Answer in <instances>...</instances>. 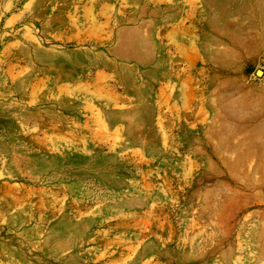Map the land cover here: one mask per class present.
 Returning a JSON list of instances; mask_svg holds the SVG:
<instances>
[{"label": "rangeland", "instance_id": "rangeland-1", "mask_svg": "<svg viewBox=\"0 0 264 264\" xmlns=\"http://www.w3.org/2000/svg\"><path fill=\"white\" fill-rule=\"evenodd\" d=\"M0 264H264V0H0Z\"/></svg>", "mask_w": 264, "mask_h": 264}]
</instances>
